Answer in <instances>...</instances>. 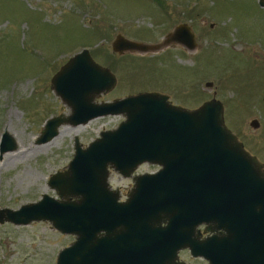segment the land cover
Returning a JSON list of instances; mask_svg holds the SVG:
<instances>
[{"label":"rangeland","instance_id":"rangeland-1","mask_svg":"<svg viewBox=\"0 0 264 264\" xmlns=\"http://www.w3.org/2000/svg\"><path fill=\"white\" fill-rule=\"evenodd\" d=\"M261 0H0V142L15 149L0 154V210L16 211L42 195L58 199L50 177L66 170L74 140L86 148L102 131L115 129L122 115L59 127L37 144L46 121L71 115L51 88L52 77L75 54L87 49L98 65L115 75V87L96 104L154 92L175 106L194 110L213 98L223 105L224 122L264 170V7ZM185 24L195 47L167 40ZM117 34L156 53L112 51ZM211 83V87L206 84ZM258 122V128L250 126ZM143 164L130 177L110 170L108 183L124 201L133 177L155 173ZM74 200V198H72ZM75 240L48 221L0 224V264H56Z\"/></svg>","mask_w":264,"mask_h":264},{"label":"water","instance_id":"water-1","mask_svg":"<svg viewBox=\"0 0 264 264\" xmlns=\"http://www.w3.org/2000/svg\"><path fill=\"white\" fill-rule=\"evenodd\" d=\"M259 3L264 7V0ZM166 39L188 50L195 47V34L185 24ZM164 45L136 43L117 34L111 47L122 55L156 53ZM116 83L115 75L94 62L86 49L52 77L51 88L71 115L48 119L37 144L55 138L65 124L77 126L109 115H122L124 120L102 131L86 148L75 138L66 170L48 181L58 199L44 194L16 211L0 210V224L48 221L57 231L73 235L74 242L59 252L56 264H158L177 242L167 228L154 229L146 221L174 211L186 216L190 230L206 223L213 224L209 230L223 232L198 245L184 244L209 264H264L263 164L227 128L222 103L213 98L187 110L154 92L94 102ZM250 126L257 129L258 122ZM15 147L4 134L0 154ZM143 164L160 169L133 177V188L121 201L119 191L108 183L109 171L130 177ZM198 246L201 251L194 252Z\"/></svg>","mask_w":264,"mask_h":264},{"label":"flooded vegetation","instance_id":"flooded-vegetation-1","mask_svg":"<svg viewBox=\"0 0 264 264\" xmlns=\"http://www.w3.org/2000/svg\"><path fill=\"white\" fill-rule=\"evenodd\" d=\"M157 214H155V217H157ZM158 217L160 219L154 218L146 222L154 229L167 228L170 233L175 235L171 236V238L177 242V245H172V248L164 252L162 258L158 259V264L163 262V258H166L163 264H209L204 257L194 255L191 249L188 246H184V244L191 242L198 245L212 237H219L223 232L220 230H209V226H213V224L206 223H201L193 230H190L189 225H187L188 222L184 220L186 216L174 211L160 212ZM141 222L143 223L142 220ZM100 235H103V233ZM200 249L201 248L198 246L197 250L195 249L194 252ZM170 254L172 255L168 258Z\"/></svg>","mask_w":264,"mask_h":264}]
</instances>
